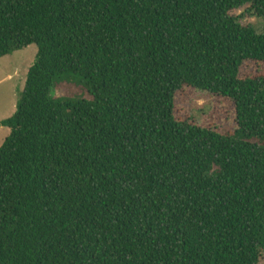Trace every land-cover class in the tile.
I'll return each instance as SVG.
<instances>
[{"label": "trees", "instance_id": "obj_1", "mask_svg": "<svg viewBox=\"0 0 264 264\" xmlns=\"http://www.w3.org/2000/svg\"><path fill=\"white\" fill-rule=\"evenodd\" d=\"M243 8L264 18V0H0V59L38 46L0 122V264H264V30ZM186 87L230 99L236 127L177 119Z\"/></svg>", "mask_w": 264, "mask_h": 264}, {"label": "rangeland", "instance_id": "obj_2", "mask_svg": "<svg viewBox=\"0 0 264 264\" xmlns=\"http://www.w3.org/2000/svg\"><path fill=\"white\" fill-rule=\"evenodd\" d=\"M245 8L235 11L245 24H252L259 32L264 30V18L245 15ZM38 46L31 44L28 47L15 51L0 59V122L8 119L17 110V103L21 97L31 66L36 60ZM253 71L248 68L245 70ZM83 89L74 83H61L57 87V94H81ZM85 94V93H84ZM177 119H189L201 126L216 129H234L235 105L227 98H223L206 91L186 87L176 95ZM10 128L0 127V148L10 134Z\"/></svg>", "mask_w": 264, "mask_h": 264}]
</instances>
